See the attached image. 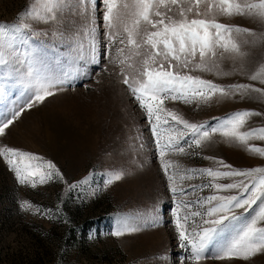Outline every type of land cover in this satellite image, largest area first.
<instances>
[{
    "label": "rangeland",
    "instance_id": "obj_1",
    "mask_svg": "<svg viewBox=\"0 0 264 264\" xmlns=\"http://www.w3.org/2000/svg\"><path fill=\"white\" fill-rule=\"evenodd\" d=\"M29 3L30 0H0V23H14ZM96 5L95 62L91 60L88 39L71 38L83 23L79 17L67 18L61 29L66 31L63 40L51 35V27L37 24L34 25L36 31L46 30L49 34L34 37L26 45L21 43L26 38L21 34L15 42L20 52L38 51L39 65L45 72L58 76L71 73L72 76L62 86V91L54 89L55 95L26 110L0 136V146L51 161L63 177L53 175L43 184L38 182V177H33L35 187L21 184L0 157V264H191L190 249L180 246L176 232L172 216L175 201L189 205L181 209V215L203 214L209 207L205 202L209 196L242 195L238 189L211 187L214 183H234L242 177L213 179L199 172L191 173V179L178 181V187L184 189L182 193L173 196L169 191L146 111L122 82L120 65L112 63L117 48L124 45L117 39L109 46L104 35L102 0H96ZM204 7L200 6L202 11ZM217 20L255 31L264 30L245 17L217 16ZM243 50L248 55L243 60H234L227 53L222 56V50L217 49V55L209 57L207 63L210 67L215 63L219 68L211 71L194 70L195 63L199 62L198 54L186 69L181 64L169 70L199 76L224 87L252 84L264 88L259 81L248 79L264 65V44L245 46ZM141 59L133 58L137 68ZM161 62L167 68L163 57L158 58L156 67ZM16 66L21 71L11 73V79L6 80L0 74V114L19 103L25 91L26 66ZM5 71L11 72V69L0 67V73ZM128 74L134 75V70L128 69ZM164 107L190 123L204 124L206 129L216 127L232 113L251 110L262 115L249 118L241 131L264 127V97L255 92L244 98L239 94L229 97L217 94L207 102L198 98L189 103L169 99L165 100ZM165 118L168 124L160 125L164 137L170 128H183L170 117ZM191 138L189 133L185 140ZM248 144L264 147V140L252 139ZM180 146L185 148L184 154L170 152L165 157L178 166L180 175H189L186 171L189 169L228 171L220 161L235 170L264 167V157L230 142L219 132L200 147L189 148L184 141ZM174 171L176 168L169 169L170 174ZM112 172H123V176L105 187V180ZM24 201L33 207L21 208ZM259 203L247 212L236 209L241 221L233 222L235 227L254 215ZM154 217H158L155 222ZM125 220L139 231L120 237L111 235L118 223ZM201 223V216L190 217L186 227L191 231ZM258 226L264 227V221ZM230 234L225 233L218 239L223 240ZM200 264H264V253H257L248 260L206 258Z\"/></svg>",
    "mask_w": 264,
    "mask_h": 264
},
{
    "label": "snow or ice",
    "instance_id": "obj_2",
    "mask_svg": "<svg viewBox=\"0 0 264 264\" xmlns=\"http://www.w3.org/2000/svg\"><path fill=\"white\" fill-rule=\"evenodd\" d=\"M102 4L104 35L109 46L117 39L119 44L124 45L117 48V56L112 58V63L120 65L122 82L128 85L140 107L146 111L152 134L156 138L161 168L173 196L184 191L178 187V181L191 179V173L199 172L213 179L243 178L234 183L212 184L211 187L217 190L238 189L242 195L209 196L205 201L209 205L206 213L191 212L181 215V209L188 208L189 205L184 201H175L172 216L175 218L176 232L180 246L190 249L188 259L191 264H200L206 258L248 260L257 253H264V227L258 226L264 221V167L235 170L220 161V165L229 169L228 171H214L211 168L189 169L186 170L189 175H180L178 166L165 159L170 152L185 153V148L180 146L181 141L189 148L193 145L200 147L204 142L211 140L212 134L217 132L230 142L239 143L247 151L264 157V147L248 144L252 139L264 140V127L241 131L249 118L262 114L251 110L237 111L220 120L216 127L206 129L204 124L190 123L164 107L165 100L169 99L189 103L192 99L198 98L207 102L217 94L220 97L239 94L244 98L255 92L264 97V88H256L252 84H231L224 87L199 76L169 70L181 64L186 69L197 54L199 62L195 63L194 70L211 71L213 68H219L215 63L211 67L207 63L209 57L217 55V49L222 50V56L227 53L234 60H243L248 55L243 50L245 46L264 44V30L255 31L221 23L217 16L245 17L264 29V0H102ZM202 4L205 6L203 11L200 8ZM97 10L96 0H30L26 8L15 18L14 23H0V67L11 69V72L5 71L0 74L8 80L12 78L11 73H20L21 70L16 65L26 66L23 72L25 91L21 93L22 99L19 103L6 108L0 114V136H3L6 129L26 110L55 95L54 89L62 91V86L72 76L71 73L58 76L45 72L39 65L38 51L25 49L24 52H20L15 43L18 37L23 34L26 38H23L21 43L26 45L34 37L47 36L48 31L38 32L34 28V25L43 24L52 28L53 37L63 40L66 38V31L61 29L65 27L67 18L79 17L83 23L78 26L71 38H87L92 54L91 60L95 62ZM72 22L75 24V20ZM80 47L83 48V44ZM134 57H142L139 68L133 62ZM160 57L167 61V68L163 62L156 67ZM172 61H176L177 64L174 65ZM128 69H133L135 74L130 76ZM248 79L264 84V65L249 75ZM165 117H170L176 125H182L183 128H170L168 135L164 137L160 125L168 124L169 121ZM189 133L192 138L185 140ZM0 157L15 173L17 181L21 184L29 183L35 187L36 181L33 177H38L41 184L52 179L53 175L63 179L55 164L43 161L35 154L0 146ZM172 168H176V171L170 174L169 169ZM122 176L123 172L108 174L105 187L120 180ZM258 201L260 203L255 214L240 223L238 228L235 227L233 222L241 221V216L237 215L235 210L243 209L247 212L253 205H257ZM32 207L27 201L21 203V208L26 210ZM196 216H201L202 223L189 231L186 227L187 222L190 217ZM156 219L158 217H154L153 222ZM137 231H139L137 227L130 226L125 220L118 223L111 235L120 237ZM225 233L231 234L223 240L218 239Z\"/></svg>",
    "mask_w": 264,
    "mask_h": 264
}]
</instances>
